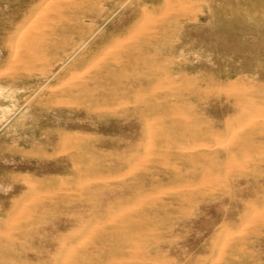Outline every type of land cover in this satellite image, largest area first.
I'll return each mask as SVG.
<instances>
[{
	"label": "rangeland",
	"instance_id": "rangeland-1",
	"mask_svg": "<svg viewBox=\"0 0 264 264\" xmlns=\"http://www.w3.org/2000/svg\"><path fill=\"white\" fill-rule=\"evenodd\" d=\"M121 2L0 0V264H264V0Z\"/></svg>",
	"mask_w": 264,
	"mask_h": 264
},
{
	"label": "bare ground",
	"instance_id": "bare-ground-1",
	"mask_svg": "<svg viewBox=\"0 0 264 264\" xmlns=\"http://www.w3.org/2000/svg\"><path fill=\"white\" fill-rule=\"evenodd\" d=\"M123 2H125V0H122V2L121 3H123ZM38 5V4H37ZM121 5V4H120ZM37 11V10H36ZM112 14H113V11L111 12V13H109L108 15H106V19L104 20V21H107V20H109V18H111V16H112ZM35 15H37V14H35ZM78 20V19H77ZM104 21H101L100 23H99V25L97 26V27H95V28H92L88 33H87V35L85 36V38L82 40V41H78V42H76V43H74L73 44V46H72V50L68 53V59L72 56V55H74V58L69 62V66H71L74 62H75V57H79V54L80 53H78V51L82 48V46H83V44L85 43V42H87L88 40H91V39H96L97 37H99L103 32H104V30L105 29H107L108 28V26H109V24H103L104 23ZM134 25H136L135 23H132L130 26H128L127 28H125L124 29V31H122V33H118V34H116L115 36H114V38H113V40L114 39H117V38H119V37H122V38H125L126 37V34L127 33H129L131 30H132V27L134 26ZM19 26H20V24H18V25H16L14 28H13V31H14V33H16L17 32V30H19ZM77 31H80V30H77ZM13 39H15V38H13ZM112 41V40H111ZM116 41V40H115ZM117 42H119V41H117ZM14 43V42H13ZM76 54V55H75ZM10 57V56H9ZM13 58V57H12ZM11 58H9V60H10ZM67 61V58H66V60H64L63 62H62V64L64 63V62H66ZM30 62V61H29ZM95 62V61H94ZM6 64V63H5ZM11 64H13L12 62H11ZM62 64H61V66H62ZM9 66V65H8ZM30 66H32V65H30ZM93 66V65H92ZM33 67V66H32ZM87 67V66H86ZM89 67H91V64H90V66ZM4 68V67H3ZM9 68V67H8ZM33 68H35V67H33ZM60 67H58V69H59ZM2 69V68H1ZM7 68H5V70H6ZM36 69V68H35ZM3 70V69H2ZM4 70V71H5ZM64 70V69H63ZM8 71V69L6 70V72ZM0 72H2V71H0ZM38 72V71H37ZM4 74H5V72H3ZM28 73V72H27ZM1 75V74H0ZM54 78H55V76H54ZM62 83V82H61ZM54 90V89H53ZM52 94V93H51ZM31 97V94H29L26 98H25V100H27V99H29ZM65 99V98H64ZM15 113V112H14ZM13 113V114H14ZM13 114H12V116H13ZM12 119V118H11ZM10 119V117L8 118V120H7V122L9 123V121L11 120ZM8 124L7 123H1L0 124V184L2 183H7V182H10L12 179H13V177H14V171H11V170H14L13 168H11L10 166H9V164H11V163H16L18 160H20L19 158L20 157H24L25 155H27V157L31 154V152H23V151H15L14 149H11L8 145H5L6 143L5 142H3L2 140H3V136H2V130L4 129V127H6ZM21 149V148H20ZM22 150V149H21ZM24 151H27V150H24ZM39 152V151H38ZM40 154V153H39ZM24 155V156H23ZM43 156H45V154L43 155ZM17 173V172H16ZM13 174V175H12ZM27 175V174H26ZM29 175V174H28ZM17 177H19L20 178V176H17ZM16 177V178H17ZM27 177V176H26ZM75 236V235H74Z\"/></svg>",
	"mask_w": 264,
	"mask_h": 264
}]
</instances>
